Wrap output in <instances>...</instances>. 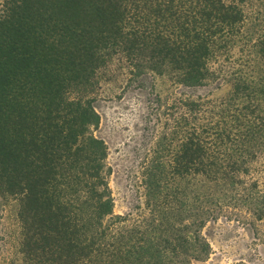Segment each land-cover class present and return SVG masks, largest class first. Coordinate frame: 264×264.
Listing matches in <instances>:
<instances>
[{
	"label": "trees",
	"instance_id": "trees-1",
	"mask_svg": "<svg viewBox=\"0 0 264 264\" xmlns=\"http://www.w3.org/2000/svg\"><path fill=\"white\" fill-rule=\"evenodd\" d=\"M112 71L161 130L134 216L93 134ZM263 163L264 0H0V264H202L219 219L264 249Z\"/></svg>",
	"mask_w": 264,
	"mask_h": 264
},
{
	"label": "rangeland",
	"instance_id": "rangeland-1",
	"mask_svg": "<svg viewBox=\"0 0 264 264\" xmlns=\"http://www.w3.org/2000/svg\"><path fill=\"white\" fill-rule=\"evenodd\" d=\"M155 83L156 92L162 96L171 89L165 79L157 78ZM178 89L177 92L191 96L212 93L213 98L224 96L228 91L225 85L219 90L212 86ZM147 98V91L133 85L126 86L123 79L117 78L112 71L102 78L94 102L99 124L93 134L104 142L107 149L108 186L114 215L145 213L141 167L146 159L154 156L161 131L160 128L156 133L150 131L152 124L145 123ZM256 171L254 176L264 184V163ZM259 229L264 232V224ZM202 234L211 247L208 259L202 264H264V249L257 242L253 244V235L248 227L219 219L208 222Z\"/></svg>",
	"mask_w": 264,
	"mask_h": 264
}]
</instances>
